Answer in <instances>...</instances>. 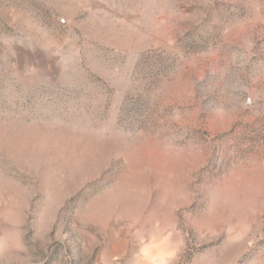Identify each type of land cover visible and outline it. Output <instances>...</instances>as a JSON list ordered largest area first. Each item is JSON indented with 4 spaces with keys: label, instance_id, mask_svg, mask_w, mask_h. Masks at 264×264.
Returning <instances> with one entry per match:
<instances>
[{
    "label": "rangeland",
    "instance_id": "rangeland-1",
    "mask_svg": "<svg viewBox=\"0 0 264 264\" xmlns=\"http://www.w3.org/2000/svg\"><path fill=\"white\" fill-rule=\"evenodd\" d=\"M0 264H264V0H0Z\"/></svg>",
    "mask_w": 264,
    "mask_h": 264
}]
</instances>
